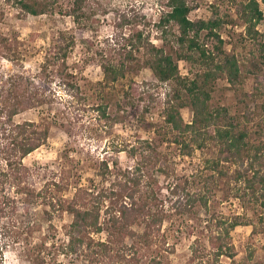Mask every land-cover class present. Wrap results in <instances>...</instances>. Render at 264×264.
Listing matches in <instances>:
<instances>
[{"label":"rangeland","instance_id":"obj_1","mask_svg":"<svg viewBox=\"0 0 264 264\" xmlns=\"http://www.w3.org/2000/svg\"><path fill=\"white\" fill-rule=\"evenodd\" d=\"M239 1L193 0L189 17L208 19L219 13L231 15L234 20L221 30L224 48L245 62L249 71L234 84L217 79L212 84L210 103L226 106L252 141L264 145V63L259 46L245 38L235 16L234 7ZM70 7V0H57L48 12L31 15L0 0V100L7 94L12 96L15 87L21 96L27 85L24 78L36 73L45 53L50 52L53 43L60 42L59 32L74 37L67 65L78 91L72 89V96L54 79L42 105L22 108L13 116L15 122L46 118L51 124L47 142L23 159L33 170L35 187L50 184L48 196L61 200L72 197L77 186L95 192L107 186L111 176L120 177L135 166L141 167L145 178L156 187L160 203L155 210L162 221L147 243L140 237L142 227L134 226L135 238L143 244L139 264H264V218H259L264 216V206L235 197L240 184L234 174L245 164L224 162L223 174L219 175L206 167L205 160L210 156L207 149L184 154L163 117L169 84L155 82L146 67L136 65L150 44L163 42L156 22L162 10L168 9L166 0H86L79 19L73 17ZM257 28L264 42V22ZM138 31L143 45L137 48ZM168 38L173 39L172 35ZM104 60L135 64L116 83L110 101L101 100L96 86L103 76L99 64ZM177 62L182 75L192 76L198 70L191 62ZM131 81L137 90L129 100L121 93ZM142 88L147 92L143 93ZM104 102L108 104L106 115L98 109ZM146 104L151 107L143 113ZM180 113L185 122L191 120L188 107L181 108ZM259 126L262 131L256 133ZM103 160L109 172L103 169ZM101 170L106 172V181L99 174ZM53 180L64 188L55 189ZM187 194H196L199 199L188 200ZM33 218L35 238L47 234L50 219L55 237L66 240L70 214L40 201L33 206ZM99 220L105 224L103 210ZM107 230L104 225L100 233L90 235L95 241L106 240ZM221 239L226 245L224 253L217 255ZM84 254L78 251L72 262L63 256L59 259L65 264H110L108 258L97 257V246L91 249V259ZM21 258L19 247L12 246L5 262L20 264Z\"/></svg>","mask_w":264,"mask_h":264},{"label":"trees","instance_id":"obj_2","mask_svg":"<svg viewBox=\"0 0 264 264\" xmlns=\"http://www.w3.org/2000/svg\"><path fill=\"white\" fill-rule=\"evenodd\" d=\"M5 1L26 14L39 15L48 12L57 0ZM192 1L166 0L168 9L162 10L156 22V30L163 42L161 45L150 44L144 58L138 60L136 65L146 67L155 82L169 84L164 98L163 117L175 132V142L181 145L183 153L190 155L195 149H207L210 156L205 160L206 167L219 175L223 174L221 164L224 162L245 164L242 170L237 169L234 174L235 181L240 184L235 197L264 206V145L252 141L248 131L234 122L226 106H212L210 103L212 84L217 79L234 84L244 72L249 71L245 62L224 48L221 30L235 22L231 15L219 13L208 19H191ZM70 2L71 14L79 19L86 0ZM234 10L243 26L245 38L259 46L260 60L264 63V42L259 38L257 28L264 22V0H242L236 3ZM174 27L176 29L173 31ZM141 35L140 31L136 32L139 40L137 48L143 45ZM168 35H172V41ZM59 37L60 42L53 43L50 52L45 53L37 72L24 78L27 85L21 96L16 93L15 87L12 96L7 94L0 100V264H6L5 256L12 246L19 247L22 256L20 264H65L59 256L72 262L73 255H78V251L91 259V249L95 246L99 248L97 257L108 258L110 264H139L143 244L135 238L137 231L134 226L142 227L140 237L143 243H147L162 221L161 214L155 210L160 203L156 187L145 178L141 167L135 166L133 171L127 170L120 177L111 176L108 185L95 192L77 186L72 197L54 201L53 197L48 196L50 184L36 188L33 170L23 160L47 142L51 124L46 118L15 122L13 116L22 108L42 105L54 79L63 84L72 96V89H79L70 80L67 65L74 37L67 32H59ZM166 43L169 49H166ZM178 60L191 62L198 70L192 76L182 75ZM99 65L103 76L96 83L97 90L101 100L108 98L110 101L116 83L135 64L124 60H104ZM136 86L131 81L127 88L123 87L121 96L132 99L131 94L136 92ZM142 92L147 90L142 88ZM107 105V102L98 105L102 115H106ZM150 107V104H146L142 112H148ZM183 107H188L192 112L189 122H185L180 113ZM259 131H262V126L256 133ZM102 165L109 172L107 162L103 160ZM99 174L106 181V172L101 170ZM51 184L57 190L64 188L56 180ZM187 197L192 201L199 199L196 194ZM40 201L71 215L65 229L66 240L55 237L51 231L55 230V226L50 219L47 234L34 237L37 228L33 206ZM101 210L106 215L105 224L99 220ZM259 218L264 216L260 215ZM104 225L108 229L107 239L95 241L90 233H100ZM225 231L228 234L227 228ZM225 245L221 239L216 246L217 255L224 253Z\"/></svg>","mask_w":264,"mask_h":264}]
</instances>
